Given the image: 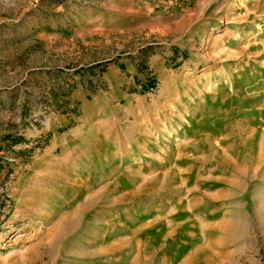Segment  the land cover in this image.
<instances>
[{
	"label": "rangeland",
	"instance_id": "374dc122",
	"mask_svg": "<svg viewBox=\"0 0 264 264\" xmlns=\"http://www.w3.org/2000/svg\"><path fill=\"white\" fill-rule=\"evenodd\" d=\"M0 264H264V0H0Z\"/></svg>",
	"mask_w": 264,
	"mask_h": 264
},
{
	"label": "bare ground",
	"instance_id": "6f19581e",
	"mask_svg": "<svg viewBox=\"0 0 264 264\" xmlns=\"http://www.w3.org/2000/svg\"><path fill=\"white\" fill-rule=\"evenodd\" d=\"M54 186V185H53ZM86 186V184L85 183H83V184H81V185H79V184H77L76 185V187H75V185H73L71 188H73L74 190H76L77 191V195L71 200V201H66L67 199V197L65 198V201L67 202L66 203V208L67 207H72V205L74 204V203H76L78 200H79V197H80V195H81V193L83 192V190H84V187ZM66 188V187H65ZM73 193V192H72ZM43 196V195H42ZM44 197V196H43ZM44 198H48L47 197V194H46V196L44 197ZM26 204H25V206L24 207H28V206H31L32 205V202H25ZM89 204H88V201H86V202H84V203H82L79 207H80V209L81 208H85V207H87ZM21 207V206H20Z\"/></svg>",
	"mask_w": 264,
	"mask_h": 264
},
{
	"label": "trees",
	"instance_id": "16d2710c",
	"mask_svg": "<svg viewBox=\"0 0 264 264\" xmlns=\"http://www.w3.org/2000/svg\"><path fill=\"white\" fill-rule=\"evenodd\" d=\"M147 89H149L150 87H146Z\"/></svg>",
	"mask_w": 264,
	"mask_h": 264
}]
</instances>
